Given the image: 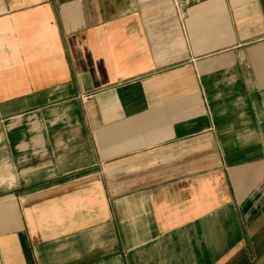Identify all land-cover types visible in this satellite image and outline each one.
<instances>
[{
	"label": "crops",
	"instance_id": "1",
	"mask_svg": "<svg viewBox=\"0 0 264 264\" xmlns=\"http://www.w3.org/2000/svg\"><path fill=\"white\" fill-rule=\"evenodd\" d=\"M0 264H264V0H0Z\"/></svg>",
	"mask_w": 264,
	"mask_h": 264
},
{
	"label": "built area",
	"instance_id": "2",
	"mask_svg": "<svg viewBox=\"0 0 264 264\" xmlns=\"http://www.w3.org/2000/svg\"><path fill=\"white\" fill-rule=\"evenodd\" d=\"M206 0H173L175 9L178 13V16L180 18H184L187 8L190 6L199 4L201 2H204ZM88 98V97H85Z\"/></svg>",
	"mask_w": 264,
	"mask_h": 264
}]
</instances>
